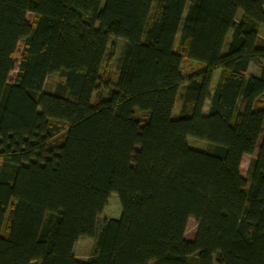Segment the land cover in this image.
<instances>
[{"label": "trees", "instance_id": "trees-1", "mask_svg": "<svg viewBox=\"0 0 264 264\" xmlns=\"http://www.w3.org/2000/svg\"><path fill=\"white\" fill-rule=\"evenodd\" d=\"M261 26L264 0H0V264H264Z\"/></svg>", "mask_w": 264, "mask_h": 264}, {"label": "rangeland", "instance_id": "rangeland-1", "mask_svg": "<svg viewBox=\"0 0 264 264\" xmlns=\"http://www.w3.org/2000/svg\"><path fill=\"white\" fill-rule=\"evenodd\" d=\"M29 19H32V16H29ZM260 36H263L262 38H264V26H261L260 28ZM123 46H124V42L119 41L118 46L116 48L115 56L111 60V69H112V73L114 77L116 76L118 62H119V58L123 50ZM22 48L23 47L21 44L16 54V62H17L16 68L11 73V76H10L11 81L15 80L16 74L18 72L19 62L22 58ZM201 66L202 65H200L196 61L187 59L183 63V73L185 76H189L193 73L198 72L201 69ZM252 66L253 68H257V64L252 65ZM217 78H218V73L216 74L214 78V83H216ZM64 81L65 80L61 74L59 73L52 74L47 78L44 91L48 93H54L57 89V86ZM183 90H184V87H182L179 92V98L177 100L174 114H173L174 118H178L179 116L180 95H182ZM208 110H209V102L206 104L205 112H207ZM261 141H262V138H261ZM188 143L191 148L196 149V150L204 151L208 148V144L206 142H203V141H200L194 138H188ZM260 144L261 142L259 143V146ZM257 156H258V152H256L254 155H246L243 158V162L241 165V174L243 177L249 178L251 163ZM0 167H1V162H0ZM121 215H122V206H121L119 197L117 194H112L109 198L107 207L105 208L101 218L99 219V222L101 223L104 219H119ZM197 227H198L197 220L194 218H191L189 220L187 232H186V238L188 240H193L195 238ZM96 241H97L96 238L82 237L75 245V248H74L75 255L81 256L84 259H89V257L94 251ZM84 259H81V261H85Z\"/></svg>", "mask_w": 264, "mask_h": 264}, {"label": "crops", "instance_id": "crops-1", "mask_svg": "<svg viewBox=\"0 0 264 264\" xmlns=\"http://www.w3.org/2000/svg\"><path fill=\"white\" fill-rule=\"evenodd\" d=\"M257 64V68H253L252 65H255ZM262 62L261 61H257V62H253L251 63L250 67H249V70H248V75L249 76H254V77H259L260 76V66H261ZM253 69V70H252ZM252 70V72H251ZM75 254V253H74ZM77 259L81 260V259H84L82 258L81 256H78V255H75ZM84 260H87V259H84Z\"/></svg>", "mask_w": 264, "mask_h": 264}]
</instances>
